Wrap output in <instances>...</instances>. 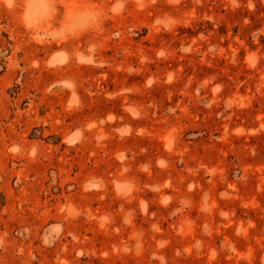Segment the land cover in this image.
<instances>
[{"label": "rangeland", "instance_id": "1", "mask_svg": "<svg viewBox=\"0 0 264 264\" xmlns=\"http://www.w3.org/2000/svg\"><path fill=\"white\" fill-rule=\"evenodd\" d=\"M0 264H264V0H0Z\"/></svg>", "mask_w": 264, "mask_h": 264}]
</instances>
